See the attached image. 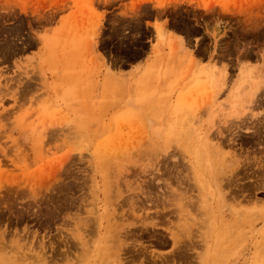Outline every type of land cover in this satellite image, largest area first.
Segmentation results:
<instances>
[{"label":"rangeland","instance_id":"1","mask_svg":"<svg viewBox=\"0 0 264 264\" xmlns=\"http://www.w3.org/2000/svg\"><path fill=\"white\" fill-rule=\"evenodd\" d=\"M0 264H264V0H0Z\"/></svg>","mask_w":264,"mask_h":264}]
</instances>
